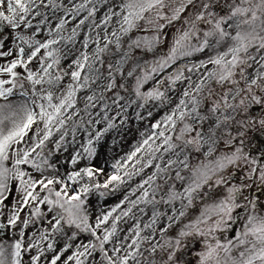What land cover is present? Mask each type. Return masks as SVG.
<instances>
[{
  "label": "snow or ice",
  "instance_id": "1",
  "mask_svg": "<svg viewBox=\"0 0 264 264\" xmlns=\"http://www.w3.org/2000/svg\"><path fill=\"white\" fill-rule=\"evenodd\" d=\"M182 17L183 26L169 42L165 29ZM73 22L69 32L66 26ZM85 26L89 31L77 51V37ZM0 27V231L5 234L0 237V264H97V253L99 264H191L184 253L185 244L193 241L201 244L196 264H264V202L252 191H264V159L244 151L249 126L258 124L264 133V111L260 116L249 112L253 104L264 110V0H69L68 5L0 0ZM135 32L147 35L133 38ZM162 42L168 45L163 55L131 63L133 50L154 54ZM113 46L121 55L106 61ZM198 55L203 58L189 62ZM253 64L256 69L250 72ZM194 73L200 75L193 88ZM182 82L187 87L175 108L152 123L147 135L141 132L124 156L105 161L111 171L90 162L77 167L80 160L96 156L95 145L107 134L123 136L130 108L164 106L170 103L168 92ZM116 89L129 95H115L113 116L106 93ZM17 95L20 99L13 100ZM241 111L244 116L238 120ZM209 114L215 123L204 132ZM136 118L141 119V112ZM225 124H235L236 135L226 134L221 151L218 132ZM77 132L84 134L83 155L75 152L61 174L53 157L67 151L69 133L75 144ZM188 150L201 153L202 162L192 166L187 155L180 158ZM161 151L177 158L163 168L155 164V171L118 203L90 207L92 195L100 200L114 195L152 167ZM174 165L190 176L182 191L172 184L165 192L156 180ZM233 168L243 172L238 184L231 182ZM175 179L185 181L180 168ZM203 189L207 192L199 215L183 223L186 209L201 199ZM160 204L172 205V214L168 226L159 229L163 243L152 244L142 231L155 233L162 214L154 208L142 229L133 210ZM128 219L135 223L121 238L120 224ZM173 221L182 226L169 235ZM236 223L241 226L234 230L235 239L221 243L216 234Z\"/></svg>",
  "mask_w": 264,
  "mask_h": 264
},
{
  "label": "rangeland",
  "instance_id": "2",
  "mask_svg": "<svg viewBox=\"0 0 264 264\" xmlns=\"http://www.w3.org/2000/svg\"><path fill=\"white\" fill-rule=\"evenodd\" d=\"M55 2L58 4H64V5L69 4V0H55ZM75 2L78 3V2H80V0H75ZM108 2L110 3L111 0H108ZM105 11H106V6L100 8V10L97 13V21H99V18L104 15ZM191 11H192V9H189V12H191ZM60 14H62V13L60 11H58L57 15H60ZM47 15H49L51 17L53 22L55 21V16L52 15L51 11H49L47 13ZM187 15H188V13L184 14V16H187ZM68 19L71 20V17H68ZM183 19H184V17H182L179 21L175 22L174 24L168 26L165 29V35L167 36L169 42L171 41L172 36L176 32V30L183 26ZM73 26H74V22L69 23L66 26L69 32L71 31V28ZM88 31L89 30L86 26L80 30V36L77 37V43L75 46L77 51L80 49V45H81L83 36L86 33H88ZM92 35H93V37H95L96 33L93 32ZM102 35H103V33H101V36ZM131 35L133 38H136L137 36L147 35V33L135 32ZM127 39H128L127 37L124 38L125 41H127ZM101 44H103V41H101ZM167 47H168V45L162 42L160 48L158 50H156L154 54L153 53H147L146 51H142L140 49H135L132 52L133 60L131 63H137V62L143 63L144 61L151 62L157 56L163 55L167 51ZM93 48H95V45L90 43V49H93ZM124 48L127 49V43L124 44ZM252 51H253V54H255V50H252ZM119 55H121V54H116L114 46H113V48L110 50V52L105 54L104 58L106 61L109 59H111L112 61H115L116 59L119 58ZM201 58H203V57L198 55L193 61H189V62L190 63L198 62L199 59H201ZM180 63L182 64L183 62H180ZM64 65L67 66V61L64 62ZM104 69H105L104 75H105V77H107V64L106 63L104 65ZM255 69H256V65L253 64L252 68H250L249 71L252 72ZM202 71L203 70H201V72ZM199 75H200V73L192 74L193 88L195 86V83L197 82ZM116 80L120 83L124 82L121 79L119 74L116 75ZM150 86H151V82L149 83L148 86H146V88L150 87ZM186 87H187V82H182L176 87V90L174 92L169 91L168 96L171 98L170 103H166L164 106H153L152 103H149V105L143 110L138 109L135 106L130 108L127 112V115H126V120H127L126 127L122 130L123 136L121 137V135L115 131L107 134L98 144L95 145L96 150H97L96 156L94 158H92L91 161H89L88 159L80 160L77 167H83L86 164H89V162H90L91 165H93V166L101 165V166L105 167L106 171H111V169H109L107 167V165L105 164V161H108L110 163L114 158L118 159L121 156H124V154L131 148V146L137 142V140L139 139V134L141 132H143L147 135L150 131V126L152 123L159 121L161 119V117H163L171 109L175 108L176 104L179 102V99L181 98V93H182L183 89ZM214 87H215V85H214ZM216 90H217V92H219L218 88ZM117 93H119L121 96H123L125 98H127L129 95L128 92H124L123 90H120V89H116L112 93H106V96L108 97L107 103L111 106L109 114L113 115V116L116 115V109H115V106L112 105V99L115 97V95H117ZM89 94H91V93H89ZM12 99L13 100H19L20 97L17 95V96L12 97ZM125 102L126 101H122V103H125ZM236 102L238 103L239 101H236ZM79 107L81 109H83V98L81 100ZM149 110H151V112H152L151 117L148 116ZM95 111L96 110H93V114L95 113ZM138 111L141 112V119H139V120H137V118H136V112H138ZM202 111L207 113L208 112V106H204L202 108ZM262 111H264V110H262L260 105H254L253 104V105L249 106V112H250V115H252V116H260ZM228 114L229 115H236V113L231 112V111H229ZM209 115H210V120L207 122H204L202 125V130L204 132L208 131L210 124L215 123V118L211 117V114H209ZM243 116H244V113L241 111L240 114L237 116V119L239 120V119L243 118ZM120 118L121 119L125 118V115L122 111L120 113ZM76 119L79 120L80 117H76ZM84 119L87 120L88 117L85 115ZM117 123H118V121H117ZM161 128L163 129L164 125H161ZM229 131L232 132L233 135H236V125L235 124H225L219 129L218 136L221 138L219 141V148L221 149V151L224 150L223 140ZM167 134L172 135L171 131H168ZM83 136H84L83 132H77L76 142H75V144H73L71 134L69 133L68 143H67V151H64L63 149H61L60 152L55 154V156L53 157L54 163L56 161H59L61 174H63L64 171L70 167V164L67 163L66 161H70L71 156L74 155L75 152L80 151L81 154L83 155L82 148H81V143L83 142ZM114 140L117 141L118 143L114 144ZM244 140H245L244 151L246 153L251 151V154L253 156H255V158H257L258 160L264 159V133L261 132L258 124L255 126V128H252L251 126H249V130H248L246 136L244 137ZM159 143H160V141L157 140V144H159ZM176 152H180V149L179 148L176 149ZM184 155L188 156L189 164L192 166L200 164L203 160L201 153H197V152L192 151V150H188L186 153H182L180 158H183ZM176 158L177 157H176L175 153H164L163 151H161L160 153H157V158L154 160L152 167L144 168L140 172V175L133 176L130 180L127 181L126 184L122 185L116 191V193L114 195L110 194V195L106 196L103 200H100L98 198V196L95 194L92 195L90 197V207H95L97 205H100L104 208H108L109 206L118 203L120 200L123 199V196L127 192H130L133 188H136L137 185L140 184L143 179H146L149 175H151L155 171V167H154L155 164L158 163L163 168V166L165 164H167V161L169 159H176ZM137 167H139V166H137ZM178 168H180L182 174L185 176L184 182L177 181L175 179V172ZM242 175H243V172L240 168L231 169V182L237 183V184L240 183ZM189 176H190V172H185L180 165H174L172 167V169L169 170V172L161 173L157 177L156 183L163 186L165 192L167 191L168 187H170L172 184H175L177 190L182 191L183 183L187 182V179ZM217 191L218 190L213 189L214 194L217 193ZM252 191H253L254 195L260 201L264 202V191H261L259 188H254ZM206 192H207V189H203L201 199L196 200L194 202V204L192 205V207L186 209L187 215L185 217L181 218L183 223H188L193 218H195L197 215H199L200 207L202 206L203 194ZM13 195H14V193H13ZM137 195H139V192L137 193ZM131 198L135 199V197H131ZM214 198H215V195H214ZM157 199H160V195H157ZM141 207L144 208L143 212H140V210H139ZM172 207H173L172 205H164V204H160V205H156V206L140 205L139 207H137L136 209L133 210L134 216L139 218L142 229H143L144 224L150 222L152 215H153L154 208L156 211H158L159 213L162 214L158 217L157 224L154 226L157 229L155 231V233H152V229H144L142 231V235L147 236L152 244L163 243L159 229L165 228L168 226L167 216L172 214ZM175 208L177 210L180 209V203L179 202L175 203ZM134 223H135V221L133 219H128L126 223L122 222L120 224V228L123 229V231H121L119 233L121 238L127 232V230L133 226ZM181 226H182V224H178L177 222L173 221L172 229H170L169 235H174L175 230ZM240 226H241L240 223L230 224L227 227V230H225L224 232H218L216 234L217 238L220 240L221 243H225L226 240H234L235 239L234 230H239ZM0 234H1L0 237L5 236L3 231H0ZM8 235H11V233L9 232ZM81 239H86V237H81ZM145 247H147V245H145ZM200 247H201V244L198 241L186 243L185 244V253H184L185 261H191V264H196L197 251L200 249ZM145 255L147 256V253H145ZM94 259L97 261V264H99L100 256L98 253L95 254Z\"/></svg>",
  "mask_w": 264,
  "mask_h": 264
}]
</instances>
